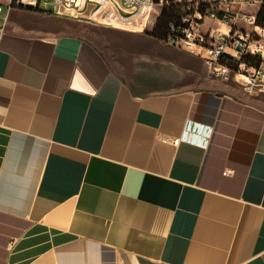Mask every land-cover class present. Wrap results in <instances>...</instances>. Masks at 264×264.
I'll use <instances>...</instances> for the list:
<instances>
[{"label":"crops","instance_id":"crops-1","mask_svg":"<svg viewBox=\"0 0 264 264\" xmlns=\"http://www.w3.org/2000/svg\"><path fill=\"white\" fill-rule=\"evenodd\" d=\"M11 4L0 0V264H264V93L168 90L194 56L135 34L156 46L158 88L140 91L60 29L79 19Z\"/></svg>","mask_w":264,"mask_h":264},{"label":"built area","instance_id":"built-area-1","mask_svg":"<svg viewBox=\"0 0 264 264\" xmlns=\"http://www.w3.org/2000/svg\"><path fill=\"white\" fill-rule=\"evenodd\" d=\"M39 8L49 5L60 17L79 19L89 8L103 5L118 14L148 19L151 30L164 9L176 8L179 18L167 26L163 43L204 63L213 78L232 79L250 95L264 93V26L258 14L264 0H12ZM100 8H99V7ZM127 19V18H126ZM147 23V24H148ZM144 29L146 24L141 25ZM3 30L0 28V40Z\"/></svg>","mask_w":264,"mask_h":264},{"label":"rangeland","instance_id":"rangeland-1","mask_svg":"<svg viewBox=\"0 0 264 264\" xmlns=\"http://www.w3.org/2000/svg\"><path fill=\"white\" fill-rule=\"evenodd\" d=\"M99 7V6H98ZM100 8V7H99ZM89 7L77 21L66 20L61 22L60 29L62 31L85 36L94 41L100 49L105 53V56L112 65L140 91L157 90L148 78L149 73V51L153 52L156 48L155 44L142 42L139 45V40H157L152 37L151 24L148 19L152 18L148 15L138 16V12L133 15L118 14L117 11L109 7H101L100 11ZM127 18V19H126ZM72 23L80 24L82 30L70 27ZM148 23V24H147ZM142 24H146L143 29ZM56 25V24H55ZM135 34H140L138 39ZM159 41V40H157ZM164 57V56H163ZM167 58V57H166ZM184 60V59H183ZM184 66L188 72L187 76L177 82L169 83L165 88L168 90L181 89L189 86L198 88L217 87L218 85L227 90L234 91L242 96H254L246 93L244 88L232 80L212 81L206 77V69L200 60L187 55ZM258 96L261 94H257Z\"/></svg>","mask_w":264,"mask_h":264},{"label":"trees","instance_id":"trees-1","mask_svg":"<svg viewBox=\"0 0 264 264\" xmlns=\"http://www.w3.org/2000/svg\"><path fill=\"white\" fill-rule=\"evenodd\" d=\"M11 6L15 7V4L12 2ZM178 18L179 12L176 8L164 9L150 35L162 41L166 35L168 24L177 21ZM258 22L264 26V6L259 11Z\"/></svg>","mask_w":264,"mask_h":264},{"label":"water","instance_id":"water-1","mask_svg":"<svg viewBox=\"0 0 264 264\" xmlns=\"http://www.w3.org/2000/svg\"><path fill=\"white\" fill-rule=\"evenodd\" d=\"M20 7L21 8H25V9H28V10H35V11H37V10H39L40 8H39V3L35 6V7H33V6H29V5H23V4H20Z\"/></svg>","mask_w":264,"mask_h":264}]
</instances>
